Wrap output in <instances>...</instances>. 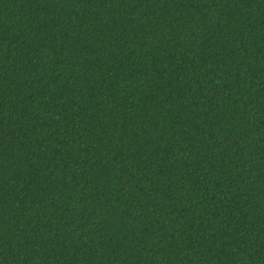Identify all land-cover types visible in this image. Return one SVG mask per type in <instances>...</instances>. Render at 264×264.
<instances>
[{"label": "trees", "instance_id": "obj_1", "mask_svg": "<svg viewBox=\"0 0 264 264\" xmlns=\"http://www.w3.org/2000/svg\"><path fill=\"white\" fill-rule=\"evenodd\" d=\"M0 264H264V0H0Z\"/></svg>", "mask_w": 264, "mask_h": 264}]
</instances>
